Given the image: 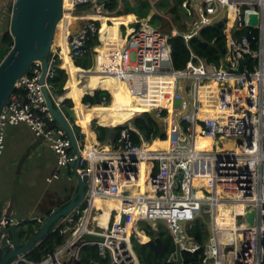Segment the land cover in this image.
<instances>
[{
    "label": "built area",
    "instance_id": "built-area-1",
    "mask_svg": "<svg viewBox=\"0 0 264 264\" xmlns=\"http://www.w3.org/2000/svg\"><path fill=\"white\" fill-rule=\"evenodd\" d=\"M97 1L72 0L68 56L75 65L87 54V42L96 36L98 44L91 48L92 66L79 67L84 78L88 74H107L127 86L134 98L132 103L154 110L164 121L168 147L147 150L145 145L153 141L147 140L132 123H125L107 146L95 137L97 143L91 149L85 148V135L80 130L83 137L82 141L77 140L80 146L77 160L67 133L49 113L43 93L45 88L54 104L60 109L64 107L66 98L58 95L51 83L58 70H63L58 67L62 64L61 47L52 44L44 83L40 82L41 65L36 62L16 81L0 113V156L6 129L23 123L34 139L56 157L57 170L51 178H46L47 183L60 179L62 173L66 181L73 183L74 163L77 174L88 177L83 199L87 206L82 207L79 202L54 226L51 233L69 232V238L40 264H61L59 258L85 232L104 240L73 247L69 252L70 264H140L132 246V237L141 244L139 234H145L136 229L140 221L154 231L158 224L164 225L181 254H200L202 264H264V0H199L200 6L193 0H184L186 30L180 32L172 27L168 33L150 23L155 14L163 17L155 10L159 0H147L154 12L152 16L148 13L141 18L137 29L127 28L122 32L119 25L124 43L113 68L107 66L105 59L101 64L98 52L102 15L108 17L113 12ZM89 3L92 6L88 10H95L96 16L76 12V8ZM64 5L65 0L62 16L67 10ZM251 14L257 16L256 25L249 24ZM226 19L232 20L233 30L237 21L234 31L244 29V34L227 39L225 55L217 65L198 57L189 47L190 40L202 29ZM176 36L184 39L189 50V59L180 70L173 67L169 44V39ZM98 66L100 70L96 71ZM170 80L174 84V106H179L180 111L184 107L172 130L180 133L177 139L170 138L171 130L165 123L171 105L167 102L155 105ZM196 97L198 110L214 105L216 110L212 116L191 118ZM164 103L169 107L163 106ZM194 124L198 128L196 134ZM133 134L138 137V143L134 142ZM190 134L196 136L197 144L192 137L188 139ZM206 139L210 142L205 143ZM141 174L146 177L144 184L149 189L144 192L138 191L137 186ZM194 180L199 181L200 187L194 185ZM205 181L211 184L205 186ZM197 190L201 195H197ZM97 198L119 200L121 208L127 203V208H123L127 210L124 213L112 210L103 226L97 219V215L104 213L94 204ZM251 211L252 223L248 220ZM112 214L115 220L110 223ZM131 215L137 217L136 226H128ZM196 220H203L205 224L206 237L202 244L189 236V228ZM15 225L11 217L0 219V227ZM1 238L2 235L0 249ZM86 246H95L98 256L108 258V262H83L81 254ZM174 256L175 251L170 257ZM22 263L31 264L26 259L13 260L10 264Z\"/></svg>",
    "mask_w": 264,
    "mask_h": 264
},
{
    "label": "trees",
    "instance_id": "trees-1",
    "mask_svg": "<svg viewBox=\"0 0 264 264\" xmlns=\"http://www.w3.org/2000/svg\"><path fill=\"white\" fill-rule=\"evenodd\" d=\"M183 1L184 0H159L155 6L157 12L162 16L163 14L169 15V17L173 20V22L179 26L177 30L180 32H184L186 30L185 25L183 24L184 19H182L184 18L183 14L185 15L186 13L185 9L182 7ZM118 5H119L118 1L113 0L105 4V9L109 12H114L116 10L115 15L121 21L120 24L123 32L125 31V29L132 28L134 26L135 18L132 10L133 5L138 7L141 18H145L148 15L149 11L151 10V6L147 0H135L134 4H130L127 2L123 5V9L121 10H117ZM181 15L183 16L182 18ZM247 15H249V12ZM106 21L102 22L103 27L100 30L99 38L100 36H108L110 34L109 28L112 25H108ZM160 21H162L161 16L155 14L152 17L150 23L156 26ZM9 22H10V16L8 17V21H7V28L0 33V46H6L13 40L9 33ZM95 23L97 25L99 24L98 21H96ZM231 23H232L231 19L229 20L226 19L225 21L218 22L213 26L204 28L200 31L202 37L208 42L212 43V45L203 43L193 38L189 42V47L198 57L206 60L209 63H213L217 65L220 59L223 58V56L225 55L227 39L230 36L233 37L239 36L244 34L245 32L244 29L234 31L233 28L231 27ZM97 44L98 41L96 36H94L87 42L88 52L82 59L76 61L75 63L76 66L72 63L70 57L67 54H64L62 56L64 62L63 64L68 68V73L70 75V78L68 82V75L64 73L63 71L64 69L58 70L55 79L51 81L58 95H61L64 92V86H65V90L67 89L66 81L68 82L69 87L73 83L75 85L78 82L75 76L77 71L79 70L82 71L80 68L89 69L92 66V58L94 52L93 50H91V48L95 47ZM169 44L171 46V57H172V64L174 69L176 70L183 69L186 65V62L189 59V50L187 48V45L185 44L184 39L181 36L172 37L169 39ZM99 87H101L102 89H99ZM91 88L94 90V92L95 91L98 92H95L93 95H85L80 101L82 104L94 106L101 103L103 100L106 101L109 100L110 97V101L107 105L110 104L112 108L118 109L120 106L121 99L125 98V96L128 97L131 96V91L128 87L127 89L125 86L120 84L118 80L110 79L106 76H96L95 78H93L91 81ZM106 91L109 92L110 96ZM111 94H113L114 96L113 99ZM72 99H76V98H72ZM63 106L65 108H72L73 107L72 101L70 99L64 100ZM143 110H149V109L142 108L140 112H137V115L143 112ZM105 113L108 115L109 118H112L115 115L113 111L105 112ZM165 113L166 112L164 111L162 116H165ZM119 117L120 118L116 122L118 125H123L127 122L121 116ZM93 120H95L97 124L100 126L96 125L95 122H93V131L95 133L90 129L92 136L94 137L95 140H96L95 137H97V140L102 143V141L105 138V128L103 127H106V124H108V122H105L103 124L96 119H89L88 120L89 127ZM71 123L73 124V131L77 137V140L82 141L83 136L80 135L79 127L76 124H74V122ZM132 126L136 130H138L140 134H142L147 140L153 141L155 139H158L162 141L160 146L157 147L154 146L151 149L153 150L167 149L168 142L167 140H165L166 134L164 131V127L155 124L146 113H143L139 117L134 118L132 120ZM118 132H119V128L117 129V133ZM197 132H198V128L194 124V133L196 134ZM133 136H134L133 138L134 142L138 143V137L135 134H133ZM191 137L193 139V136H191L190 134L188 139H190ZM196 140L198 141L197 138ZM193 142L195 143L194 140ZM88 143H89L88 147L92 148V145L97 142L93 143L89 139ZM207 182L208 181H205V183ZM210 184L211 183L209 182L205 184V186ZM194 185L197 188L200 187V184H198L196 180H194ZM197 195H201L199 190H197ZM69 198L70 197H67L64 200L55 201L56 199L55 196L44 195V197L42 198L39 204L40 214L43 216H49L55 207H60V208L64 207L67 204ZM104 213L106 212L104 211ZM116 219L118 220V217H116ZM136 220L137 217L134 216V226H136L135 224ZM107 221L108 219L105 222H102V225L105 226L107 224ZM128 226H129V222H128ZM40 228H41V223L38 222V220L36 219L19 222V224L17 225V229L19 231L21 240L23 242L28 241L37 231H39ZM139 229L144 231V233H146V235L149 236L150 238L159 237L163 244L161 252L159 256L156 258L154 254L150 250H148V248L143 247L140 243L136 241L134 237H132V246L140 261V264H170L169 259L170 256L175 251V245L166 227L162 224H158L157 230L154 231L146 223L140 221ZM189 236L194 237L199 244L203 243L206 237L205 224L203 220H196L194 222V224L189 228ZM66 240H67V235L60 234V232L56 230L55 232L51 233L48 237H46L43 241H41L39 245H37L34 249H32L25 257V259L27 260V262L31 264H40L41 262L44 261L45 258L53 254L58 247L65 244ZM182 256H183V264H202L200 254L191 255L188 253H183ZM81 258L82 261L85 263H90L91 261H101L102 263L108 262V258L101 259L98 256V250L95 246L84 247L81 254Z\"/></svg>",
    "mask_w": 264,
    "mask_h": 264
},
{
    "label": "water",
    "instance_id": "water-1",
    "mask_svg": "<svg viewBox=\"0 0 264 264\" xmlns=\"http://www.w3.org/2000/svg\"><path fill=\"white\" fill-rule=\"evenodd\" d=\"M113 0H99L97 4L105 5ZM64 0H12L9 33L12 37V42L6 46H0V113L3 107L9 100L10 95L14 91V85L18 79L24 76L31 66L39 62L41 65V79L40 82L44 83L45 72L47 68V57L50 48L53 44L54 33L57 29V25L62 18ZM194 4L198 6L199 0H193ZM92 3L76 8V12H81L91 8ZM135 23L132 29H137L140 25L141 16L137 6L132 7ZM153 10L149 11V15H153ZM250 25L257 24V16L252 14L250 16ZM237 27V21L234 24V30ZM131 33H127L128 35ZM195 39L212 45V43L205 40L200 33H198ZM61 68V66H58ZM65 92V91H64ZM63 92V93H64ZM98 92V91H95ZM94 92V93H95ZM43 93L45 96V102L49 113L53 117L54 121L65 130L67 133L71 147L76 154L77 160L80 158L79 142L75 137L73 131V124H70L66 119L76 121L73 108L59 107L54 104L50 93L44 88ZM62 93V94H63ZM61 94V95H62ZM109 100L99 103L107 105ZM149 118L157 125L162 126L164 121L156 116L154 110L143 111ZM130 119L126 123H132ZM100 126V125H99ZM121 125L103 127L105 128V138L102 141L104 146L113 140L117 129ZM93 131V127L90 126ZM74 172L76 174L73 180L75 186V192L70 196L67 204L60 208L55 207L49 216H39L38 222L41 223V228L37 231L28 241L23 242L21 240L17 225L19 222L17 219H12L16 223L12 227H0L1 249H0V264H10L13 260L23 261L28 253L34 249L41 241L48 237L54 226L67 215H69L74 207L81 202L82 207L87 206V201L83 200L85 196V190L87 186L88 177H80L76 172V163H74ZM12 203L3 212V204L0 202V219L4 217L5 220H9L11 217ZM75 219V216H72ZM115 220L112 214L109 218V222L112 223ZM248 220L253 222V212L248 213ZM147 237L146 242H141L143 247L148 248L154 256L157 258L162 249V241L159 237L150 238ZM101 236H97L91 233H82L75 242V244L67 249L59 258L61 264H70L72 257L69 256V252L73 247H79L88 243H101L103 242ZM12 244V246L10 245ZM53 257L51 256V259ZM170 264H183V256L180 248L175 246V256L170 257Z\"/></svg>",
    "mask_w": 264,
    "mask_h": 264
},
{
    "label": "rangeland",
    "instance_id": "rangeland-1",
    "mask_svg": "<svg viewBox=\"0 0 264 264\" xmlns=\"http://www.w3.org/2000/svg\"><path fill=\"white\" fill-rule=\"evenodd\" d=\"M117 1L119 3L117 10L123 9V5L127 2L130 4L135 2V0ZM114 12L116 13V10ZM114 12L113 15L110 14L108 17H117ZM182 17L183 16L181 15V18ZM161 20L162 21H160L156 26L165 33H168L172 27L177 29L179 28V26L176 25V23H174L167 14H163ZM107 24L112 25V22L108 20ZM67 28L68 26L64 27L65 30H67ZM101 28L102 25L100 24V30ZM121 41L122 43L119 44L118 47H121V45L124 43L123 38ZM103 48L105 49V47ZM69 76L70 75L68 73V77ZM79 80L80 81L75 85H78L84 81V79L81 78V73ZM68 82L66 81L67 89L69 90L71 86H68ZM99 89L102 88L99 87ZM111 95L113 99L114 96L113 94ZM116 115L124 117V115L121 113L119 114V112L116 113ZM93 122L98 125L97 122L93 120L91 122V126H93ZM55 169L56 161L54 154L42 143H38V141L34 139L29 128L25 124L20 123L17 126L7 128L4 137L3 150L0 156V201L3 203V205L7 206L12 203V215H15L14 217H17L18 219L21 217L29 220L34 219L32 217L40 214L39 204L44 195L55 196V201L64 200L69 197L67 194L71 183H68L65 180L64 173H62L60 180L53 181L51 183L46 182V178L51 177L55 172ZM96 204H98L99 208V203ZM97 219L102 225L101 220L99 218ZM136 229L140 231L139 225ZM66 235L69 238V232Z\"/></svg>",
    "mask_w": 264,
    "mask_h": 264
},
{
    "label": "bare ground",
    "instance_id": "bare-ground-1",
    "mask_svg": "<svg viewBox=\"0 0 264 264\" xmlns=\"http://www.w3.org/2000/svg\"><path fill=\"white\" fill-rule=\"evenodd\" d=\"M200 6V4H198ZM65 8L67 9L65 11V13L63 14L61 20L59 21L58 25H57V29L54 33V38H53V45L54 46H59L61 47V58H62V64H61V68L66 70V74L68 75V68L63 64V55L67 54L68 55V48H67V37H68V30H69V25L71 24L72 17L70 16V8L72 6V0H65ZM101 7H99L100 9ZM80 15H86V14H90L91 16H96V12L95 10L91 9V10H87V11H83L79 13ZM248 14V13H247ZM103 19L102 22L106 21V20H111L113 22L112 26L109 28L110 29V34L108 36H100V40H101V44L99 46V57L101 60V64L104 62L105 59V63L107 64V66L110 67H114L118 58V52L120 47H118L119 43L121 42L122 38L119 32V25H120V21L118 19H116L117 17H106L104 15H102ZM68 26L67 30L64 29V27ZM103 27V24H102ZM102 29V28H101ZM177 29V28H176ZM105 47V49L103 48ZM111 68V69H112ZM100 70V66H98L96 68V71ZM106 76L110 79H114V80H118L117 78H114L113 76L107 75V74H103V75H99V74H88L87 76H83V74L81 75L82 78L84 79V81L78 85L74 86V83L71 85V87L65 90V92L61 95V97L63 98H67L70 99L73 103V110L75 113V119H76V124L79 126V120L81 118H83L88 125L89 131L91 133L89 124H88V120L89 119H96L101 123H105V119L103 118L102 113L103 112H111L113 111L115 113V115L110 118V120L108 121V124H106V127L109 126H117L118 124L116 123L117 120L120 118L119 116L116 117V113L119 112L122 113L124 112L126 109L132 107L134 105V103H132L131 101L134 100V98H132L131 96H125V98H122L120 101V106L118 109H114L109 105H104V104H97L94 106H85L84 104H82L80 101L81 99L85 96V95H89L94 93V91L92 92V88L90 86V83L92 81L93 78H95L96 76ZM70 78V76L68 77ZM170 85L166 86V89L162 92L163 95L159 96L155 105H158L160 103L163 102H167L168 104H170V113L168 115V117L165 120L166 126H168L170 128V138H179L180 137V133H174L172 130L174 128V126L177 125V121L181 118V116L184 113V107L182 109V111L179 110V106H174L172 100H173V95L175 94L174 91V84L172 83V80H170ZM120 84H122L119 81ZM123 85V84H122ZM211 86H214L213 83H210ZM124 86V85H123ZM127 88V86H126ZM197 88V92L199 91V88ZM128 89V88H127ZM197 93H195L196 96ZM84 95V96H83ZM83 96V97H82ZM81 97V98H80ZM72 98H76V99H72ZM187 101V99L185 100ZM149 104L151 103L150 101H148ZM197 102H198V97H196V104L194 106V110L191 114V118L196 119L199 116H212L213 111H215L216 109L214 108V105H211L210 108L211 109H197ZM163 106L166 105V103L162 104ZM142 108H144L143 106H141ZM167 107H169L167 105ZM146 108V107H145ZM174 108V110H173ZM143 111H147V110H143ZM122 117V116H121ZM123 118V117H122ZM80 127V126H79ZM82 131V130H81ZM83 132V131H82ZM84 133V132H83ZM195 134V133H194ZM86 135V141H85V148H89L88 147V142L89 139L91 140V142H97L94 137L92 136L91 133V137H89L87 134ZM192 136V134H191ZM196 136H193V140L195 141V143L197 144V140L196 138H194ZM168 142V141H167ZM206 143L210 142V139H206L205 140ZM162 143V141L155 139L153 140L152 143H150L149 145H145V147L147 148V150H153L151 149L154 146H160ZM168 147V146H167ZM143 176V175H142ZM145 181H146V177L143 176V178L141 179V182L138 181L137 182V186H138V191L144 192L147 188L145 187ZM197 181V180H196ZM198 184L199 181H197ZM146 188V189H145ZM136 189L133 190V193L135 192ZM149 190V189H147ZM151 191V190H150ZM119 201V200H118ZM117 200H107V199H102V198H97L94 202L95 203H99V206L106 212L103 213L102 215H97L101 222H105L108 217H109V212H111L114 209H119L121 211V213H124L125 210L127 209H123V208H127V203L124 205H122L123 208H121L120 203ZM121 202V201H120ZM96 207H98V204H96ZM117 220V219H116ZM129 226H134V215H131V219L129 221ZM141 242H146L147 241V237L145 235H139ZM179 245V244H178ZM180 248V247H179Z\"/></svg>",
    "mask_w": 264,
    "mask_h": 264
},
{
    "label": "crops",
    "instance_id": "crops-1",
    "mask_svg": "<svg viewBox=\"0 0 264 264\" xmlns=\"http://www.w3.org/2000/svg\"><path fill=\"white\" fill-rule=\"evenodd\" d=\"M134 4V3H133ZM11 5H12V0H0V8H1V11H0V33L1 32H3L6 28H7V21H8V17L10 16V8H11ZM116 19H118V18H116ZM119 20V19H118ZM120 21V20H119ZM120 23H121V21H120ZM122 43V41L119 43V44H121ZM100 53V52H99ZM80 73L81 74H83L82 73V71H77V73H76V79L78 80V82L80 81L77 77L79 76V78H80ZM105 76V75H104ZM83 79V78H82ZM90 86H91V83H90ZM92 92H93V89H92ZM132 102V101H131ZM141 109H142V107L139 105V106H137V103H134V105H133V107H130V108H128V109H126L124 112H122L121 114L122 115H124V117H123V119L124 120H126L127 122L130 120V119H132V118H134L135 117V115H137V112H140L141 111ZM208 109H211L210 107L208 108ZM102 115H103V118L105 119V122H108L109 120H110V118L108 117V115L105 113V112H103L102 113ZM79 126H80V128H81V130L84 132L83 134L85 135V134H87L89 137H91V133H90V131H89V128H88V125H87V122L83 119V118H81L80 120H79ZM85 137V141H86V135L84 136ZM84 141V142H85ZM38 143H40L39 141H38ZM46 147V146H45ZM47 148V147H46ZM48 150H50L49 148H47ZM91 149V148H90ZM51 151V150H50ZM52 152V151H51ZM53 153V152H52ZM54 154V153H53ZM55 156V155H54ZM55 161H56V157H55ZM56 170H57V161H56V169H55V172H56ZM55 172L53 173V175L55 174ZM52 175V176H53ZM51 176V177H52ZM51 177H47V178H51ZM143 178V176H142V174L140 175V178H139V181L141 182V179ZM58 180H60V179H58ZM55 181H57V180H55ZM68 182V181H67ZM68 183H71V186H70V188H69V190H68V196L70 197V196H72L73 195V193L75 192V186L73 185V183L72 182H68ZM55 195H57V194H55ZM58 196V195H57ZM59 198V197H58ZM1 202V201H0ZM2 203V202H1ZM3 204V203H2ZM95 205H96V203H95ZM8 206L7 205H3V209H6ZM99 208H101L100 206H99ZM13 209H11V218L12 219H17V221L18 222H23V221H26V220H29V219H26V218H24V217H21L20 219H18L17 217H14L15 215H12L13 213ZM109 214H110V212H109ZM39 216H42L41 214H38L37 216H35V217H32V218H34V219H36V220H38V218H39ZM31 219V218H30ZM34 219H32V220H34Z\"/></svg>",
    "mask_w": 264,
    "mask_h": 264
}]
</instances>
